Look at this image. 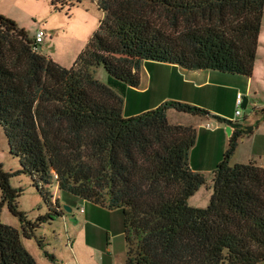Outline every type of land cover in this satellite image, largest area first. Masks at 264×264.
<instances>
[{
    "label": "trees",
    "instance_id": "16d2710c",
    "mask_svg": "<svg viewBox=\"0 0 264 264\" xmlns=\"http://www.w3.org/2000/svg\"><path fill=\"white\" fill-rule=\"evenodd\" d=\"M57 9L82 0H50ZM96 30L65 67L39 52L16 22L0 15V126L48 211L18 208L21 188L0 165V207L20 230L0 221V264H37L23 238L66 212L52 190L120 209L125 264L264 262V164L231 163L245 125L198 105L165 100L122 114L123 90L139 84L143 60L250 76L264 0H97ZM103 66L107 81L94 76ZM212 116L232 127L212 172L208 204L188 198L203 184L188 154L196 129L171 124L169 109ZM43 248V239L36 238ZM45 255L55 260L54 255Z\"/></svg>",
    "mask_w": 264,
    "mask_h": 264
},
{
    "label": "crops",
    "instance_id": "0c3cea01",
    "mask_svg": "<svg viewBox=\"0 0 264 264\" xmlns=\"http://www.w3.org/2000/svg\"><path fill=\"white\" fill-rule=\"evenodd\" d=\"M263 41L264 6L258 45L250 76L218 73L220 71L209 69H185L172 63H154L152 60H143L139 69L138 86H126L123 90V116H134L165 100H178L201 106L207 109L211 115L242 121L239 119L241 112L239 115L226 114L223 111L226 97L217 88L207 89L205 84L212 80L217 85L231 88L232 93L229 96L232 102H236V95L239 92L242 95V103L245 99V107L248 105L258 107L254 95L256 96L257 87H261V80L264 77V62L259 59L257 63V54ZM257 64L260 69H263V72L258 71L256 75L254 67ZM180 74L186 77L184 78ZM252 78H254L255 84H253ZM196 80L201 82L195 85ZM161 90L165 91L163 95L156 96L154 94L158 95ZM212 118L214 122L207 121ZM167 119L171 124L188 125L196 129V141L188 154L189 165L193 171L204 175L205 183L210 181L213 169L222 159L228 144L230 135L226 132L228 125L219 122L212 116L179 113L173 108L169 109ZM207 123L209 126H206ZM243 124L249 125L251 128L248 132H244L239 139L231 160L233 163H247L253 160L262 165L264 164V117L261 121H255L251 125L249 122H243ZM231 132L232 127H230ZM54 188L57 186L54 185ZM208 188L210 186L202 190L201 185L188 198V204L193 207H205L210 196L206 191ZM72 203L77 205L76 214L70 206ZM65 205L71 207L70 212L66 211L60 216L66 230L67 249L61 253L59 258L54 256L56 264H118L116 252L112 246V233L118 231L119 209H107L80 197L71 202L68 201V204ZM121 218H123L122 215ZM38 248L40 247L38 246Z\"/></svg>",
    "mask_w": 264,
    "mask_h": 264
},
{
    "label": "rangeland",
    "instance_id": "374dc122",
    "mask_svg": "<svg viewBox=\"0 0 264 264\" xmlns=\"http://www.w3.org/2000/svg\"><path fill=\"white\" fill-rule=\"evenodd\" d=\"M0 15L14 20L18 27L23 28L30 35H34L40 28L46 30L44 39L39 45V52L52 58L61 65L69 67L72 65L88 38L96 30L103 12L98 7L97 0H82L70 8L64 7L63 9L55 8L50 0H0ZM259 59L264 62V41L259 46L257 63ZM154 63L162 62L154 61ZM254 71L257 75L258 71L263 72V69H260L257 64L254 67ZM107 75L103 66L94 68V76L99 81L106 83ZM183 77L185 78L186 76L184 75ZM252 79L253 84H255L254 78ZM199 82L201 81L196 80L195 85ZM205 86L207 89L212 87L219 89L222 95L226 97V103L223 108L226 114L234 115L235 111L239 109L241 112L239 119L244 123L249 122L250 125L255 121H261L264 117V77H262L261 80V87H257L256 89V96L254 95L258 107L255 105H253V107L250 105L243 107L242 103L237 107L236 102H232L229 96V94L232 93V89L228 87L225 88L223 85H217L212 80L206 83ZM164 93L165 91L161 90L158 95L156 93L154 94L156 96H161ZM207 121L214 122L213 118L211 120L207 119ZM231 163H233V160H231ZM0 165L4 171L10 173L9 181L11 186L22 189L18 198L19 210L23 211L31 219L45 214L48 211L47 205L44 203L38 190L32 185L31 177L28 174L18 172L20 168L19 160L17 157L10 154L7 139L1 126ZM208 186H210V188L206 191L211 195V180L206 181V183L202 185V190L207 189ZM52 190L55 198L58 199L61 205L68 204V201L71 202L73 199H78V196L54 188V185ZM70 206L76 214V203H72ZM118 213V231L112 233V246L113 250L116 252L117 263L125 264L126 246L123 236L122 211L119 209ZM70 216L69 213V217ZM0 221L20 230V221L18 217L11 214L6 205L0 207ZM113 230H115V228H113ZM35 235V237L29 239L22 237V242L26 249L34 256L37 264H56L55 260L45 255V251L57 258L60 257L61 253L66 251V230L62 218L60 216H54L52 220L42 223L37 228ZM36 238L43 239V248H38ZM258 264H264V262Z\"/></svg>",
    "mask_w": 264,
    "mask_h": 264
},
{
    "label": "built area",
    "instance_id": "2783aa9c",
    "mask_svg": "<svg viewBox=\"0 0 264 264\" xmlns=\"http://www.w3.org/2000/svg\"><path fill=\"white\" fill-rule=\"evenodd\" d=\"M44 36H45V30L44 29H38L37 32L34 34V40L36 42V44H40L43 39H44ZM242 103V95L241 93H237L236 95V104H237V107H239V105ZM240 114V110L237 109L235 111V115H239ZM206 126H209V124L207 123Z\"/></svg>",
    "mask_w": 264,
    "mask_h": 264
},
{
    "label": "water",
    "instance_id": "95a60500",
    "mask_svg": "<svg viewBox=\"0 0 264 264\" xmlns=\"http://www.w3.org/2000/svg\"><path fill=\"white\" fill-rule=\"evenodd\" d=\"M242 106L245 107V99L243 100ZM250 128H251L250 126H245V132H248V131L250 130ZM226 132H227L228 134H230V126H229V125L226 127ZM63 208H64L66 211H68V212L71 211V207H69L68 205H63Z\"/></svg>",
    "mask_w": 264,
    "mask_h": 264
}]
</instances>
